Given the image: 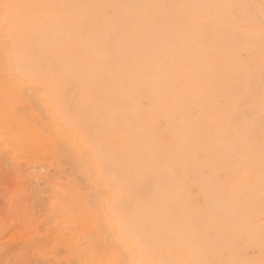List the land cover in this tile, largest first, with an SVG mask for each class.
Masks as SVG:
<instances>
[{
  "label": "rangeland",
  "instance_id": "1",
  "mask_svg": "<svg viewBox=\"0 0 264 264\" xmlns=\"http://www.w3.org/2000/svg\"><path fill=\"white\" fill-rule=\"evenodd\" d=\"M263 16L0 0V264H264Z\"/></svg>",
  "mask_w": 264,
  "mask_h": 264
},
{
  "label": "bare ground",
  "instance_id": "2",
  "mask_svg": "<svg viewBox=\"0 0 264 264\" xmlns=\"http://www.w3.org/2000/svg\"><path fill=\"white\" fill-rule=\"evenodd\" d=\"M55 1V0H54ZM66 2V1H65ZM55 4V3H54ZM117 15V14H116ZM79 16V13H76V17H78ZM264 17V16H263ZM140 20V19H139ZM51 25L52 26H55V25H58V22H53V21H51ZM137 29H139V28H137ZM140 33V31H137L136 29H135V31H134V34L136 35V36H138V35H140L139 34ZM134 40H135V45H137L138 44V42L137 41H139L138 40V37H134L133 38ZM4 43V42H3ZM138 65H140V64H138ZM34 70V69H33ZM41 76V75H40ZM172 88V87H171ZM34 90V89H33ZM32 92V91H31ZM10 99V98H9ZM35 101H37V100H35ZM32 105V104H31ZM231 113V112H230ZM180 116V115H179ZM39 126V125H38ZM154 128V127H153ZM28 134V133H27ZM34 134V133H33ZM160 135V134H159ZM33 140V139H32ZM30 143H31V141H30ZM33 143V142H32ZM63 144V143H62ZM79 146V145H78ZM88 150V149H87ZM187 154H185V156H186ZM173 167V166H172ZM174 182V180H172L169 184H167V186L168 185H170V184H172ZM110 186V185H109ZM178 186L179 187H183V184H178ZM90 187H91V185H90ZM85 202H87V201H85ZM93 202V201H92ZM84 226V225H83ZM87 227V226H86ZM107 232H108V230H106ZM105 231V232H106ZM108 234V233H107ZM110 237V236H109ZM118 245V244H117ZM120 246V245H119ZM113 247V246H112ZM99 259V258H98ZM95 260V259H94ZM98 261V260H97ZM100 261V260H99ZM99 264V263H98Z\"/></svg>",
  "mask_w": 264,
  "mask_h": 264
}]
</instances>
